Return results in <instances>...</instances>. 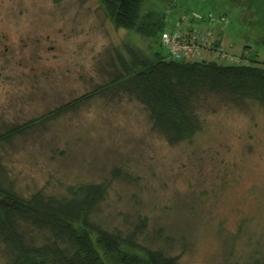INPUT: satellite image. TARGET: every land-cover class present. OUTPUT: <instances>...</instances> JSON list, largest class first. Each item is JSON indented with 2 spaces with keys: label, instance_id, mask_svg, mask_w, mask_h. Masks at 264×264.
Instances as JSON below:
<instances>
[{
  "label": "rangeland",
  "instance_id": "1",
  "mask_svg": "<svg viewBox=\"0 0 264 264\" xmlns=\"http://www.w3.org/2000/svg\"><path fill=\"white\" fill-rule=\"evenodd\" d=\"M248 2L143 0L141 16L163 17L166 28H204L193 14H211L215 46L264 62V6ZM158 41L116 27L103 0H0V133L37 121L0 146L1 186L27 199L103 183L92 220L122 235L144 222L140 247L178 256L179 264H264V105L207 96L200 131L175 145L123 91L54 113L106 85L119 58L129 61L127 45L164 53ZM200 57L189 60L220 61ZM17 230L30 246L49 237L22 221ZM10 252L0 238V264L10 263Z\"/></svg>",
  "mask_w": 264,
  "mask_h": 264
},
{
  "label": "trees",
  "instance_id": "2",
  "mask_svg": "<svg viewBox=\"0 0 264 264\" xmlns=\"http://www.w3.org/2000/svg\"><path fill=\"white\" fill-rule=\"evenodd\" d=\"M103 2L118 28L157 41L166 28L163 17L153 13L141 16L143 0ZM248 3L264 6V0ZM260 24L264 27L263 21ZM124 49L129 61L119 58L120 68L106 85L58 107L54 113L108 90L123 91L145 108L152 129L168 144L175 145L190 140L200 131L199 107L207 96H217L234 104L250 100L264 105V62L257 59L255 52L247 59L242 58L246 63L224 64L175 61L160 48L152 55L143 54L131 45ZM36 123L31 120L0 133V146ZM106 189L103 183L88 182L68 187L61 197L37 191L23 199L3 189L0 182V238L11 251L9 264H179L178 256L138 245L135 239L143 231L144 222L122 235L92 220L91 215L104 200ZM18 221L38 232H46L49 236L46 242L39 246L26 244L17 230Z\"/></svg>",
  "mask_w": 264,
  "mask_h": 264
},
{
  "label": "built area",
  "instance_id": "3",
  "mask_svg": "<svg viewBox=\"0 0 264 264\" xmlns=\"http://www.w3.org/2000/svg\"><path fill=\"white\" fill-rule=\"evenodd\" d=\"M193 15L192 20H194V23L195 21L204 23V28H197L192 22H190L186 26L176 25L174 28L169 26L160 32L159 42L169 59L175 61H188L189 58L192 57L201 59L200 56L207 52L213 56V58L220 60L216 61L219 63L223 61H225L224 64H237L239 62L246 63V60L241 57L238 58L236 56L223 53L220 47L215 46L212 43L211 28H213L215 22L213 15L208 14L206 16H202L195 13ZM222 20L223 19H221V21ZM184 21H186V17L182 18V23ZM227 60H229L230 63H226L228 62ZM192 61L197 60L195 59Z\"/></svg>",
  "mask_w": 264,
  "mask_h": 264
},
{
  "label": "bare ground",
  "instance_id": "4",
  "mask_svg": "<svg viewBox=\"0 0 264 264\" xmlns=\"http://www.w3.org/2000/svg\"><path fill=\"white\" fill-rule=\"evenodd\" d=\"M224 20H225V18H224ZM192 23H193V22H192ZM194 24L196 25L197 23H194ZM197 25H198V24H197ZM172 27H173V26H172ZM213 32H214V31H213ZM213 32H212V33H213ZM213 34H214V33H213ZM213 34H212V35H213ZM158 42H159V41H158ZM156 43H157V42H156ZM159 43H160V42H159ZM157 44H158V43H157ZM161 48H162V47H161ZM163 50H164V49H163ZM203 54H204V53H203ZM212 58H213V57H212ZM217 60H218V59H217Z\"/></svg>",
  "mask_w": 264,
  "mask_h": 264
},
{
  "label": "water",
  "instance_id": "5",
  "mask_svg": "<svg viewBox=\"0 0 264 264\" xmlns=\"http://www.w3.org/2000/svg\"><path fill=\"white\" fill-rule=\"evenodd\" d=\"M1 201H4V200H1Z\"/></svg>",
  "mask_w": 264,
  "mask_h": 264
}]
</instances>
